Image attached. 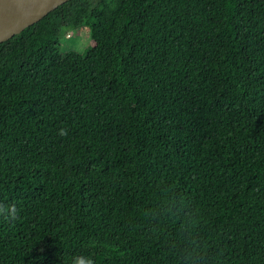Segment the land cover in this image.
I'll return each instance as SVG.
<instances>
[{
    "label": "trees",
    "instance_id": "trees-1",
    "mask_svg": "<svg viewBox=\"0 0 264 264\" xmlns=\"http://www.w3.org/2000/svg\"><path fill=\"white\" fill-rule=\"evenodd\" d=\"M9 204L0 264H264V0H67L1 41Z\"/></svg>",
    "mask_w": 264,
    "mask_h": 264
},
{
    "label": "water",
    "instance_id": "water-1",
    "mask_svg": "<svg viewBox=\"0 0 264 264\" xmlns=\"http://www.w3.org/2000/svg\"><path fill=\"white\" fill-rule=\"evenodd\" d=\"M67 0H0V42Z\"/></svg>",
    "mask_w": 264,
    "mask_h": 264
},
{
    "label": "rangeland",
    "instance_id": "rangeland-1",
    "mask_svg": "<svg viewBox=\"0 0 264 264\" xmlns=\"http://www.w3.org/2000/svg\"><path fill=\"white\" fill-rule=\"evenodd\" d=\"M88 44H91V37L87 26L70 29L60 37V50L62 52L67 50L82 52Z\"/></svg>",
    "mask_w": 264,
    "mask_h": 264
},
{
    "label": "clouds",
    "instance_id": "clouds-1",
    "mask_svg": "<svg viewBox=\"0 0 264 264\" xmlns=\"http://www.w3.org/2000/svg\"><path fill=\"white\" fill-rule=\"evenodd\" d=\"M60 135H66V130L61 129ZM0 216L5 217L8 220L15 221L19 218V210L14 204L0 205ZM72 264H94V261L83 255H76L72 259Z\"/></svg>",
    "mask_w": 264,
    "mask_h": 264
}]
</instances>
